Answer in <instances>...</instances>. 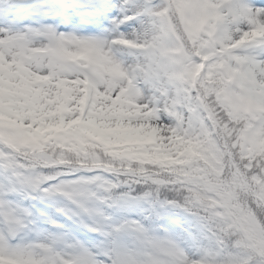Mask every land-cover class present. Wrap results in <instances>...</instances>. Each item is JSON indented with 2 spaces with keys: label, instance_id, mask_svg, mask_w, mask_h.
Segmentation results:
<instances>
[{
  "label": "snow or ice",
  "instance_id": "snow-or-ice-1",
  "mask_svg": "<svg viewBox=\"0 0 264 264\" xmlns=\"http://www.w3.org/2000/svg\"><path fill=\"white\" fill-rule=\"evenodd\" d=\"M0 264H264V0H0Z\"/></svg>",
  "mask_w": 264,
  "mask_h": 264
}]
</instances>
